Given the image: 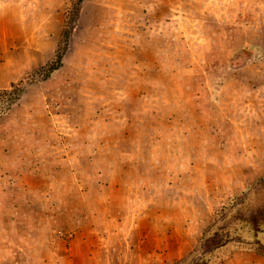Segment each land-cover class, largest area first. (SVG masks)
<instances>
[{
  "label": "rangeland",
  "instance_id": "rangeland-1",
  "mask_svg": "<svg viewBox=\"0 0 264 264\" xmlns=\"http://www.w3.org/2000/svg\"><path fill=\"white\" fill-rule=\"evenodd\" d=\"M0 264H264V0H0Z\"/></svg>",
  "mask_w": 264,
  "mask_h": 264
},
{
  "label": "trees",
  "instance_id": "trees-1",
  "mask_svg": "<svg viewBox=\"0 0 264 264\" xmlns=\"http://www.w3.org/2000/svg\"><path fill=\"white\" fill-rule=\"evenodd\" d=\"M62 64H63V55L60 54L58 56V59H56L55 62L50 65L48 73L50 74L53 71L59 69L62 66Z\"/></svg>",
  "mask_w": 264,
  "mask_h": 264
}]
</instances>
